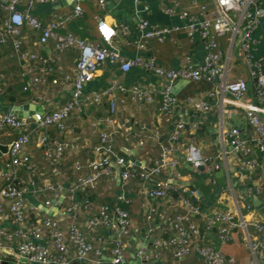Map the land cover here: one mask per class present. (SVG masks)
Segmentation results:
<instances>
[{
  "label": "crops",
  "instance_id": "crops-1",
  "mask_svg": "<svg viewBox=\"0 0 264 264\" xmlns=\"http://www.w3.org/2000/svg\"><path fill=\"white\" fill-rule=\"evenodd\" d=\"M71 1V0H70ZM193 1L198 4H206L210 10L216 8L214 0H107L104 7H100L95 0H83V15L73 18L67 22L62 31L73 32L79 38L91 41L95 44L101 43L98 31V21L105 19L117 30V35L113 39V46L120 54L118 60H106L96 71L93 79L86 83L83 88L82 103L66 120V127L63 133L56 127L50 126L45 129L36 128L32 131V141L26 148V152L32 160L39 166L38 185L45 182L62 183L67 187L77 176L78 172L74 169V162L81 160L87 161L94 154V147L99 143L102 131L109 130L110 125L106 118L110 114V101L104 95L99 102L87 104L86 98L92 91L103 90L112 84H119L125 90L116 91V108L114 118L120 128L116 136V146L120 154L130 159L133 154L136 159L142 162V166L151 167L155 161L161 157L164 148H171V156L178 158L180 164L174 168H166L161 177L179 184L181 195L190 197L194 202L197 201L202 206V213L193 216V220L200 227V233L192 243L200 245H214L222 249L228 255L235 258L234 262L227 264H264V249H260L255 254L245 246L244 230L237 228L233 232V238L228 243H221L218 237V227H206V221L215 211L231 210L236 213V219H244L248 222H264V153L258 148H254L253 157L258 160L257 169H246L242 166L243 156L235 153L228 139L222 137V128H234L231 120H238V127L242 135L251 138L255 134V128L250 125L245 116V110L228 102H222L221 98H210L212 107L209 111L198 110L192 98L206 99L212 84L207 81H192L177 91L173 97V112L166 114L162 110V99L168 87V80L143 66H133L129 71H124L122 61L130 58H152L157 64L168 69H179L184 66L187 57L194 65H198L206 52L205 44L197 36L192 41L182 30L187 24V20L182 18L181 11L189 8L193 12H199L197 6H192ZM260 7L264 10V0H257ZM73 5V4H72ZM72 5L59 6L52 3H36L31 11L43 22H50L55 15L67 14ZM21 8H28L23 3ZM165 8H171L174 14L166 12ZM141 18L157 28H175L165 38L153 37L147 40L144 47L138 45L137 41L141 38L138 23ZM125 26L128 30L123 33L121 28ZM256 39L254 55L261 62L264 72V14L260 18L259 25L254 33ZM23 47L26 51L54 56L56 62L52 64L55 69L46 74L47 82L42 85L32 84L28 90L24 89V82L21 75L22 69L16 58L12 55L10 45L0 46V85L4 89L12 92L18 100L24 102H34L43 106L45 112H51L62 106L70 97L74 77L75 66L79 58V51L70 48L64 51H56L54 41L50 40L47 44L39 43V34L29 26H24ZM218 46L216 48L223 51L226 55L231 47V35L225 34L217 37ZM224 56L222 61H225ZM27 71L33 65H42L33 61L24 63ZM39 73L36 66L34 71L28 72L27 80ZM243 78L249 82L250 93L247 100L259 101L253 90V80L248 70L237 58H232L229 62L228 79ZM57 79V83L53 80ZM139 90L144 98H137L134 90ZM145 94L151 95L153 100L147 102ZM21 104V103H15ZM9 105L5 100V95L0 92V113L5 112V106ZM199 113L197 117L195 114ZM197 118V121L194 119ZM184 120L186 127L178 141H173L172 136L176 124ZM34 128L36 125H32ZM14 137L12 132L1 133L0 143L7 145ZM47 138L48 143L54 139H66L74 144V150H68L65 155L55 160V167L51 166L44 155L41 139ZM142 138L145 142L142 147H137L136 142ZM195 143L205 156L215 158L227 174V180L223 185H219L215 173L208 172L205 168L194 169L185 160V148L188 144ZM136 150V152H134ZM7 158V152L0 150V163ZM115 167V166H114ZM143 168V167H142ZM139 169V168H137ZM117 175L119 171L115 167ZM87 170H84L86 172ZM20 174L26 177V171ZM196 175L207 178L214 177L211 181L214 187L213 195L205 198L201 188L195 183ZM211 175V176H210ZM250 175H252L250 177ZM153 182H143L139 178H133L126 186L119 185L118 178L114 184L110 185L106 177L101 178L96 189L81 192L77 196L79 208L73 212L68 211L71 201L68 193L63 191L57 199L59 204L49 206L55 210V216L63 219V228L75 222L84 230H87V221L94 214L99 212L101 204H108L110 207L120 205L129 210L131 214V232L125 236V259L126 264L133 263V255L142 256V260L150 263L153 259H158V264H206L197 254L178 258L166 246L156 247V239L166 238L176 234V230L167 229L170 224V217H174L179 212L184 211L179 198H152L151 204L155 206L157 212L152 220L147 219L148 209L144 206L145 197L142 194L144 188H152ZM193 191V193H192ZM124 192L127 201H119L118 195ZM53 198V193L34 192L33 188L27 194L28 204L41 203L47 198ZM60 213V214H58ZM41 215H48L44 208L40 209ZM4 224L9 228L15 225L6 216ZM153 226V234H149L147 229ZM110 230L99 227L96 232L104 235V249L102 263H97L96 253H91L90 260L81 262L73 256L72 264H112V249L114 247V233ZM249 231L252 236H256L255 229L250 226ZM151 240L152 243L146 240ZM152 250L151 254H144V250ZM0 254L2 259L14 258L13 264H21L25 261L19 258L15 252L14 245L4 242ZM26 262V261H25ZM30 264V263H28Z\"/></svg>",
  "mask_w": 264,
  "mask_h": 264
},
{
  "label": "built area",
  "instance_id": "built-area-1",
  "mask_svg": "<svg viewBox=\"0 0 264 264\" xmlns=\"http://www.w3.org/2000/svg\"><path fill=\"white\" fill-rule=\"evenodd\" d=\"M57 0H0V46L10 45L12 55L21 66L24 89L28 90L32 84L42 85L47 82L46 74L55 69L52 64L56 62L54 56H46L36 52L26 51L23 47V28L29 26L39 34V43L47 44L54 41L56 51H64L70 48L79 51V58L75 66L73 89L67 101L51 112H37L36 118L19 117L10 112L0 113V134L12 132L14 137L8 143L7 158L0 163V249L4 242L14 245L17 256L30 264H72L73 256L77 261L90 260L91 253H96L97 263H102L104 249V235L96 232L99 227L105 230H115L114 247L112 249V264L125 263V236L131 232V214L128 209L119 205L110 207L101 204L99 212L87 221V230L77 223L72 222L68 228H63V219L55 215H41L40 209L59 204L57 199L66 191L71 201L68 211L73 212L79 208L78 194L90 189H96L101 178L106 177L110 185L117 179V171L114 163L121 166L119 185L126 186L133 178H139L143 182H153L152 188H144L142 194L145 197L144 206L148 209L147 219L152 220L157 210L151 204L152 198H170L174 192L181 191V186L174 183L161 174L166 168L174 169L180 164L178 158L171 156V148H164L161 157L151 167L138 166L129 158L120 154L116 146V136L120 128L114 118L116 108V91L125 90L119 84H112L103 90L92 91L86 98L87 104L99 102L104 95L110 101V114L106 120L110 125L109 130L102 131L99 143L94 147L93 157L83 162L76 160L74 169L78 176L65 187L62 183L45 182L38 185L41 176L39 166L32 160L26 148L32 141V131L36 128L45 129L56 126L62 133L66 127V120L84 101L82 91L84 85L90 82L96 71L106 60H118L120 54L112 42L117 35V30L112 24L103 18L98 21V31L101 43L79 38L73 32L62 31L67 22L83 15V0H73V5L67 14L55 15L48 23L43 22L36 16L31 8L36 3H52ZM100 7H104L107 0H95ZM216 8L210 10L206 4H198L193 1L192 6H197L199 12H193L189 8L181 11L182 18L187 24L182 30L194 41L198 36L205 44L206 52L202 61L194 65L188 56L184 66L179 69H168L156 63L152 58H130L122 61L124 71H129L133 66H143L147 70L166 78L168 87L162 99V110L166 114L173 112L174 98L170 96V89L174 82L180 79L192 81H207L212 84V89L206 99L192 98L195 107L203 112L211 109L210 98L220 97L222 102H228L245 110L247 122L255 128V134L247 138L241 134L239 128H222V137L228 139L235 153L243 156L242 166L248 170L257 169L258 160L253 157L254 148L264 153V103H256L255 100H247L250 93L249 82L243 78L228 79L229 62L232 58L241 61L253 80L255 97L264 102V72L261 62L254 55L256 39L254 33L259 25L260 18L264 14L257 0H214ZM23 3L28 8H21ZM166 12L174 14L173 9L165 8ZM106 29V31H105ZM141 38L138 45L144 47L148 39L158 37L160 39L169 35L175 28H157L151 25L147 19L141 18L138 23ZM128 29L123 26L121 31L127 33ZM231 35V47L225 55L217 49V37ZM226 56V60L222 61ZM33 61L42 65H33L29 71L24 69L25 62ZM38 67L39 73L27 80L28 72H33ZM57 83V79L53 80ZM137 98L143 99V94L135 89ZM145 100L151 102L153 97L145 94ZM32 125H36L34 128ZM186 127V122L180 120L176 124L173 133V141H178ZM142 138L136 142L137 147L144 145ZM44 155L51 166L55 160L61 159L68 150H74L75 146L70 141L60 138L48 143L47 138L41 139ZM185 160L194 169L205 168L213 172L222 168V164L215 158L205 156L195 143H190L185 148ZM143 167V168H142ZM54 168H56L54 166ZM139 168V169H137ZM84 170H87L84 172ZM26 171L27 176L20 174ZM211 176V175H210ZM252 175H250L251 177ZM215 181L214 177H210ZM33 188L38 193H53V198H47L41 203L28 204L27 194ZM193 193V191H192ZM119 201H129L124 192L118 195ZM184 211L179 212L173 218L167 229H175L176 234L156 239V247L166 246L174 256L181 258L197 254L206 264H227L234 262L235 258L225 253L214 245H200L192 243L200 233V227L193 220V216L202 213V206L194 202L190 197L179 198ZM9 216L13 228L4 224L6 216ZM218 227V237L221 243H228L233 238L235 229L244 230L245 246L252 253L264 249V222L244 219L237 220L236 213L231 210L215 211L206 221V227ZM255 229L256 236H252L249 227ZM147 231L153 234L154 227L150 226ZM1 259L3 255L0 254ZM145 264V263H143Z\"/></svg>",
  "mask_w": 264,
  "mask_h": 264
},
{
  "label": "water",
  "instance_id": "water-1",
  "mask_svg": "<svg viewBox=\"0 0 264 264\" xmlns=\"http://www.w3.org/2000/svg\"><path fill=\"white\" fill-rule=\"evenodd\" d=\"M55 4L59 5V6H64V5H72L73 4V0H57L55 1ZM189 82V80H186V79H180V80H177L176 82H174L171 86V89H170V96L172 97H175L176 94H177V91L180 87H182L183 85L187 84ZM6 108V111L5 112H10L16 116H19V117H32V118H36V113L37 112H40L42 113L44 111V108L42 105L40 104H36L34 102H24V103H21V104H13V105H7L5 106ZM197 117L200 116L199 113L195 114ZM194 119L197 121V118L194 117ZM231 125L233 127H238L239 123H238V120L236 121L235 119L234 120H231ZM0 150H2L3 152H7L8 151V146L7 145H4V144H1L0 143ZM134 152H136V150H134ZM130 160L138 165V166H142V162L138 159H136V157L133 155V154H130ZM118 171L121 170V166L117 165L116 163L113 164ZM203 169V168H201ZM215 176L217 178V182L219 185H223L226 180H227V174H226V170L225 168H221L219 169L216 173H215ZM120 173H118L117 175V178L118 180H120ZM197 202V201H196ZM44 210L48 212L49 215H54L55 214V210L53 209H49L47 207H44ZM60 214V213H58ZM111 234L112 233H116L115 230H110L109 231ZM147 242L149 241V239L146 240ZM150 243L151 240L149 241ZM152 253V250H148L146 248V250H144V254H151ZM142 256H137V255H133V263L132 264H158V259H153L150 263H146L145 260H142ZM114 259L113 258H110V261H113ZM13 261L14 258H5V259H1L0 257V264H13ZM126 262V259L124 260Z\"/></svg>",
  "mask_w": 264,
  "mask_h": 264
},
{
  "label": "trees",
  "instance_id": "trees-1",
  "mask_svg": "<svg viewBox=\"0 0 264 264\" xmlns=\"http://www.w3.org/2000/svg\"><path fill=\"white\" fill-rule=\"evenodd\" d=\"M3 89H4L3 85H0V92L2 93V95H5V100L8 102L9 105H13L15 103H22L24 101V100H18L17 97L14 94H12V92H9V90L6 91ZM195 183L198 187L201 188L202 192L204 193L205 198H210L213 195L212 190L214 186L212 184L214 183H211V181L208 182L207 178L201 175H196ZM174 197L176 199L180 198L181 191L174 192Z\"/></svg>",
  "mask_w": 264,
  "mask_h": 264
},
{
  "label": "rangeland",
  "instance_id": "rangeland-1",
  "mask_svg": "<svg viewBox=\"0 0 264 264\" xmlns=\"http://www.w3.org/2000/svg\"><path fill=\"white\" fill-rule=\"evenodd\" d=\"M21 264H28L27 262H25V261H21Z\"/></svg>",
  "mask_w": 264,
  "mask_h": 264
},
{
  "label": "snow or ice",
  "instance_id": "snow-or-ice-1",
  "mask_svg": "<svg viewBox=\"0 0 264 264\" xmlns=\"http://www.w3.org/2000/svg\"><path fill=\"white\" fill-rule=\"evenodd\" d=\"M105 31H106V29H105Z\"/></svg>",
  "mask_w": 264,
  "mask_h": 264
}]
</instances>
